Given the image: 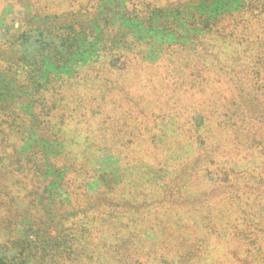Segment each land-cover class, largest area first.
Returning a JSON list of instances; mask_svg holds the SVG:
<instances>
[{
	"label": "trees",
	"instance_id": "1",
	"mask_svg": "<svg viewBox=\"0 0 264 264\" xmlns=\"http://www.w3.org/2000/svg\"><path fill=\"white\" fill-rule=\"evenodd\" d=\"M144 1L25 6L0 42V264H264V0Z\"/></svg>",
	"mask_w": 264,
	"mask_h": 264
},
{
	"label": "rangeland",
	"instance_id": "2",
	"mask_svg": "<svg viewBox=\"0 0 264 264\" xmlns=\"http://www.w3.org/2000/svg\"><path fill=\"white\" fill-rule=\"evenodd\" d=\"M173 0H145L144 2H150V3H171ZM27 6L26 8H29L34 13V10L37 12H40L41 15L47 14L49 17L52 15H59L61 16L64 13L71 12V0H0V42H5L8 35L12 31L20 30L24 27V23L26 20L24 19L25 16L23 14V8ZM77 10V9H75ZM1 53V52H0ZM102 78V82H105L107 84H110L111 81H115L119 84L120 89V96H124V82L123 77L116 76H103L98 75ZM129 93L128 97L130 96L131 99H125L126 104L124 105L126 110L135 111L136 105L133 102L134 100H137L141 95H144L142 91L138 90L136 87V82L132 81L129 77ZM140 83V82H138ZM102 87V86H101ZM123 90V91H122ZM64 91V90H63ZM62 96L64 98H67L68 108L71 114V90L68 93L63 94ZM102 91L105 94V89H102ZM102 91L92 90L87 91L86 89L83 90V100L85 102L86 108H96L98 105L100 107H103V110L106 112H109V108L114 109V104L111 99L108 100V102L104 101V98H102ZM75 103V102H74ZM85 111L84 109H82ZM98 110V109H97ZM116 113V111H114ZM81 118V117H80ZM76 117L71 121V115L70 119L66 121V124H68V129L71 133V125H73L72 128H74L76 125L80 124V127L83 129H86V123L84 122V119H80ZM104 122H108L111 117L107 114L103 118ZM108 125H104V127H107ZM85 136L89 137L87 134ZM204 249H207L211 251L212 257L214 260L222 261L224 264H255V263H248L245 260H243L244 257H242L244 254L240 251V249L235 244H229V245H221L217 241H209L206 242V244L203 246Z\"/></svg>",
	"mask_w": 264,
	"mask_h": 264
}]
</instances>
